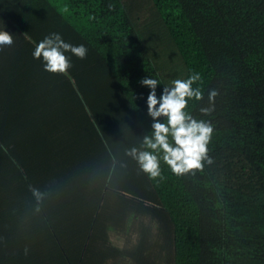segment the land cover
Listing matches in <instances>:
<instances>
[{"label": "trees", "instance_id": "obj_1", "mask_svg": "<svg viewBox=\"0 0 264 264\" xmlns=\"http://www.w3.org/2000/svg\"><path fill=\"white\" fill-rule=\"evenodd\" d=\"M4 30L13 47L50 31L87 46L86 57L73 56L66 73H27L30 83L45 84L41 91L3 79L0 119L43 121L59 155H77L86 168L78 192L89 205L92 239L108 247L102 255H121L136 238L127 257L137 264H264V0H0ZM189 69L202 76L204 95L189 106L214 126L212 162L181 176L163 165L164 179L150 180L127 154L148 126L140 95L147 89L138 81L153 75L169 83ZM210 88L218 95L205 115L198 108L208 104ZM13 142L1 136L0 154L14 151ZM3 170L0 253L15 263L24 257L15 254L24 217L16 202L28 184H16L22 176L16 172L9 182L15 185L4 186ZM108 220L111 232H124L118 245L108 243ZM38 230L50 231L47 219ZM86 247L95 253L93 244Z\"/></svg>", "mask_w": 264, "mask_h": 264}, {"label": "crops", "instance_id": "obj_2", "mask_svg": "<svg viewBox=\"0 0 264 264\" xmlns=\"http://www.w3.org/2000/svg\"><path fill=\"white\" fill-rule=\"evenodd\" d=\"M20 42L21 44L0 52V82L3 83V79L7 78L17 81L24 78L23 86L27 90L31 87L35 91H41L45 84L41 80L30 83L27 73L49 72L42 69L39 60L32 58L34 44H28V40L23 38H20ZM12 73L22 74L12 77ZM0 87L5 86L0 84ZM5 92L6 90L0 89V93ZM2 104L1 102L0 111ZM45 125L40 120L31 122L28 117L15 123L0 119V139L1 136H9L14 145H17L14 151L6 150L5 154H0L4 155L0 163V167L4 168L2 173L5 174L4 177L11 179L16 172H21L22 176L16 179V184L22 180L28 184V188H20L23 194H20V201L18 199L16 202V209L21 206L24 217L20 220L22 234L18 237L22 244L17 245L21 249L15 250V254L24 257L21 261L12 263L5 256V250H2L0 264H118L114 261V255L104 256L96 248L95 253L88 254L87 247L83 248L85 243L91 245L92 240V230H88L90 215L86 211L89 205L85 203L84 195L78 192V185L82 183L81 177L86 168L77 165V155L73 152L59 155L57 138L45 131ZM79 171L81 173L78 174ZM8 178L3 183L10 188L15 183L11 185ZM45 219L49 223V232L38 230ZM33 224L38 227L35 232L31 230Z\"/></svg>", "mask_w": 264, "mask_h": 264}, {"label": "clouds", "instance_id": "obj_3", "mask_svg": "<svg viewBox=\"0 0 264 264\" xmlns=\"http://www.w3.org/2000/svg\"><path fill=\"white\" fill-rule=\"evenodd\" d=\"M13 44L11 33L0 31V52ZM87 52L85 44H74L66 40L61 32L50 31L34 42L31 56L40 61L44 71L61 74L71 68L73 56L84 59ZM201 81V73L192 69L186 76L173 78L169 83H162L153 75L139 79L138 83L147 89L146 96L143 93L140 95L146 106L148 126L139 145L127 149V154L150 180L164 179L163 165L172 174L181 176L212 162L208 145L214 126L210 120L194 115L189 106L190 101H199L204 95ZM158 85L161 86L159 93ZM217 95L218 90L210 88L207 92L208 104L199 106L198 112L205 115L212 113Z\"/></svg>", "mask_w": 264, "mask_h": 264}, {"label": "rangeland", "instance_id": "obj_4", "mask_svg": "<svg viewBox=\"0 0 264 264\" xmlns=\"http://www.w3.org/2000/svg\"><path fill=\"white\" fill-rule=\"evenodd\" d=\"M18 74H22V73H12V77H13V75L16 76ZM22 80H24V78L23 79H18V81H16V86L18 87V89L19 88H23V85H24L25 82L22 81ZM26 96H29V91L27 92ZM86 112L84 113L86 115V116H84V117H86L84 120H86L85 122H87V124L90 125L91 122L92 123L95 122V120L93 118L94 116H93V114L90 113V110L89 109H87ZM5 178L7 179L8 177H5ZM8 179L11 180L10 178H8ZM2 198H3V194H2ZM104 201H105V199H104ZM145 204L147 206H153L150 203H145ZM140 220L144 221L146 224H149V222L151 221V217L150 218H142L141 217ZM140 223H141V221L139 222L138 219L137 220H134V222H133V228H134V230L136 229V231L139 234H140V231H138V229H139ZM103 224L106 225V226H104V229L106 231L107 240L109 241L108 243H110L111 246H114V243L116 245L120 244V242L123 239L122 236L124 235V232L123 233H120V231H118V233H116V234H114V232H111L109 230V228L110 227L112 228V222L109 221V220L103 222ZM92 240H91V244H93L96 249H98V250H101L102 249V250H105L107 252V249H104L103 248V247H105V246H103L105 244L104 241H101V239H99L98 241H94L93 242ZM125 242H124V245H125ZM137 244H138V239L134 238V240L132 241V244H130L129 248L127 249L126 247H124V249H123L124 251L121 253V255L115 256L114 261L117 262L118 264H131V261L128 260L129 257H127V256H128V254L131 253L132 250H134L136 248ZM105 248H108V247H105Z\"/></svg>", "mask_w": 264, "mask_h": 264}]
</instances>
